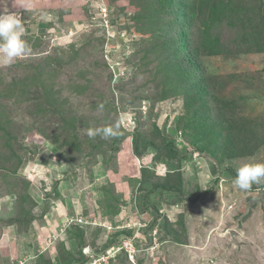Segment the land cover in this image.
<instances>
[{
	"label": "rangeland",
	"instance_id": "374dc122",
	"mask_svg": "<svg viewBox=\"0 0 264 264\" xmlns=\"http://www.w3.org/2000/svg\"><path fill=\"white\" fill-rule=\"evenodd\" d=\"M10 1L32 51L0 65V264H264V182L233 185L264 163V0Z\"/></svg>",
	"mask_w": 264,
	"mask_h": 264
},
{
	"label": "clouds",
	"instance_id": "9594fccd",
	"mask_svg": "<svg viewBox=\"0 0 264 264\" xmlns=\"http://www.w3.org/2000/svg\"><path fill=\"white\" fill-rule=\"evenodd\" d=\"M3 2L4 0H0V4ZM101 12L104 11L101 10ZM25 34L26 28L20 18L5 10L0 12V65L11 66L16 61L31 54L32 49L23 38ZM104 107L103 103L98 104L100 111H103ZM121 134L118 124L87 130L89 138H95L99 135L103 139H111ZM261 182H264V163H245L237 169L233 185L242 191H246L251 189L253 184H260Z\"/></svg>",
	"mask_w": 264,
	"mask_h": 264
},
{
	"label": "crops",
	"instance_id": "0c3cea01",
	"mask_svg": "<svg viewBox=\"0 0 264 264\" xmlns=\"http://www.w3.org/2000/svg\"><path fill=\"white\" fill-rule=\"evenodd\" d=\"M82 1H83V3L77 4L75 0H43V1L42 0H22L21 1L22 4H19V6H18V5H16L15 0H11L9 3H7V6H5V7H7V8L9 7L13 10L22 9V8L26 9V6H28L29 4H33V6L34 5L35 6L33 7L32 10L40 12L41 10H46L48 8L57 10L61 5L60 3H62L63 6H67L68 4L73 5V6L78 5L79 8H76V10L78 12H80V14H76V15L81 16L84 13V12H82L81 7L86 5L85 0H82ZM0 6H2V4H0Z\"/></svg>",
	"mask_w": 264,
	"mask_h": 264
},
{
	"label": "trees",
	"instance_id": "16d2710c",
	"mask_svg": "<svg viewBox=\"0 0 264 264\" xmlns=\"http://www.w3.org/2000/svg\"><path fill=\"white\" fill-rule=\"evenodd\" d=\"M169 0H166V2H168ZM180 3L179 2H172L171 3V7L168 9V10H166V13L169 15V16H172L174 19H175V21H176V23H178V21H182L183 20V18H184V9L186 10V11H188V9L191 7V3H190V0L188 1V0H185V2L183 3V5H182V7H179L180 9H179V11L177 10V6L179 5ZM160 13H162V11H161V9H160ZM159 13V14H160ZM158 13H156V14H154V15H159ZM188 20H190V18L188 17ZM182 23V22H181ZM180 38H181V41H182V37L180 36ZM182 90H184V88H182ZM180 93H183L184 94V91H180ZM233 174H234V172H232ZM236 174V173H235ZM179 179H180V181H181V177L179 176ZM157 189V187H153L152 188V190L154 191V190H156ZM165 189H169V190H175L176 188H173V187H166Z\"/></svg>",
	"mask_w": 264,
	"mask_h": 264
},
{
	"label": "built area",
	"instance_id": "2783aa9c",
	"mask_svg": "<svg viewBox=\"0 0 264 264\" xmlns=\"http://www.w3.org/2000/svg\"><path fill=\"white\" fill-rule=\"evenodd\" d=\"M121 246L119 245L118 248L122 249V250H125L129 256V258H132L133 255H135V253L137 252V249L135 250L134 247L132 246L130 249H128L126 247V243L127 241H125L124 239L121 240ZM129 250L130 252H128L127 250ZM121 250V251H122ZM88 251V250H85V252ZM109 252H106V254H110L112 253L113 251L115 253H118L117 249L116 248H113L111 250H108ZM89 252V251H88ZM105 258H108V256L104 255V256H97L96 258H94L89 264H108L107 260Z\"/></svg>",
	"mask_w": 264,
	"mask_h": 264
},
{
	"label": "bare ground",
	"instance_id": "6f19581e",
	"mask_svg": "<svg viewBox=\"0 0 264 264\" xmlns=\"http://www.w3.org/2000/svg\"><path fill=\"white\" fill-rule=\"evenodd\" d=\"M88 251H86V253H87Z\"/></svg>",
	"mask_w": 264,
	"mask_h": 264
}]
</instances>
